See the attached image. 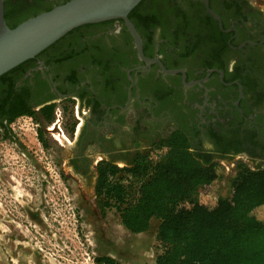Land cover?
I'll return each mask as SVG.
<instances>
[{
	"label": "flooded vegetation",
	"instance_id": "obj_1",
	"mask_svg": "<svg viewBox=\"0 0 264 264\" xmlns=\"http://www.w3.org/2000/svg\"><path fill=\"white\" fill-rule=\"evenodd\" d=\"M2 1L13 27L67 0ZM129 19L147 60L112 19L0 75V136L37 120L44 147L53 120L70 150L62 172L86 183L159 161L175 135L201 162L264 166V0H143Z\"/></svg>",
	"mask_w": 264,
	"mask_h": 264
},
{
	"label": "rangeland",
	"instance_id": "obj_2",
	"mask_svg": "<svg viewBox=\"0 0 264 264\" xmlns=\"http://www.w3.org/2000/svg\"><path fill=\"white\" fill-rule=\"evenodd\" d=\"M35 122L21 120L14 138L0 136V264H105L96 262L102 256L117 264H155L163 249L156 237L159 220L131 233L114 208L101 210L95 183L73 181L69 171L62 172L70 150L54 121L44 147ZM242 165L264 168L244 158L216 162L215 179L196 188L195 200L212 208L219 198H229ZM116 178L129 181L123 172ZM130 186L136 194V184Z\"/></svg>",
	"mask_w": 264,
	"mask_h": 264
},
{
	"label": "trees",
	"instance_id": "obj_3",
	"mask_svg": "<svg viewBox=\"0 0 264 264\" xmlns=\"http://www.w3.org/2000/svg\"><path fill=\"white\" fill-rule=\"evenodd\" d=\"M118 172L129 181L116 178ZM215 177V165L199 161L187 139L175 135L159 161L101 167L94 188L100 209L114 208L131 233L145 232L152 219L159 220L156 237L163 249L155 264H264V168L240 166L231 196L208 208L194 192ZM132 183L136 194H130ZM96 262L117 264L108 256Z\"/></svg>",
	"mask_w": 264,
	"mask_h": 264
},
{
	"label": "water",
	"instance_id": "obj_4",
	"mask_svg": "<svg viewBox=\"0 0 264 264\" xmlns=\"http://www.w3.org/2000/svg\"><path fill=\"white\" fill-rule=\"evenodd\" d=\"M141 1L67 0L9 27L4 18L3 1L0 0V75L34 57L70 30L80 25L112 19L124 22L140 56L146 59L142 55L140 37L128 17Z\"/></svg>",
	"mask_w": 264,
	"mask_h": 264
}]
</instances>
